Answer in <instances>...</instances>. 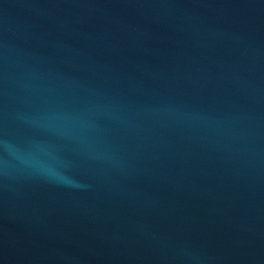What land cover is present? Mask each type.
<instances>
[{
  "label": "water",
  "instance_id": "obj_1",
  "mask_svg": "<svg viewBox=\"0 0 264 264\" xmlns=\"http://www.w3.org/2000/svg\"><path fill=\"white\" fill-rule=\"evenodd\" d=\"M0 264H264V0H0Z\"/></svg>",
  "mask_w": 264,
  "mask_h": 264
}]
</instances>
